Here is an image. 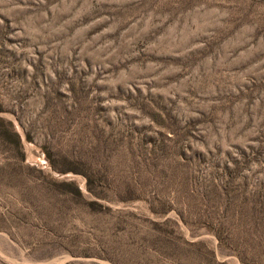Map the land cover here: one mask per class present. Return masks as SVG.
I'll list each match as a JSON object with an SVG mask.
<instances>
[{"label":"rangeland","instance_id":"374dc122","mask_svg":"<svg viewBox=\"0 0 264 264\" xmlns=\"http://www.w3.org/2000/svg\"><path fill=\"white\" fill-rule=\"evenodd\" d=\"M0 264H264V0H0Z\"/></svg>","mask_w":264,"mask_h":264}]
</instances>
